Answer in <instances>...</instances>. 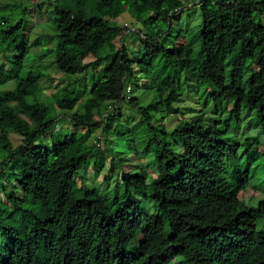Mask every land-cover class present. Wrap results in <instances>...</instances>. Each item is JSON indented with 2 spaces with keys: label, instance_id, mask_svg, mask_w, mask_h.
Here are the masks:
<instances>
[{
  "label": "trees",
  "instance_id": "1",
  "mask_svg": "<svg viewBox=\"0 0 264 264\" xmlns=\"http://www.w3.org/2000/svg\"><path fill=\"white\" fill-rule=\"evenodd\" d=\"M100 1L102 15L89 19L54 2L55 45L38 54L42 62L53 58L24 77L25 11L16 2L0 5V13L10 12L0 14V264H264V223L257 229L264 190L255 207L239 197L252 178L251 160L264 151L257 152L256 135L224 137L250 113L264 136V0H198L201 25L191 44L199 49L190 63L167 57L162 43L187 0ZM123 13L153 22L150 34L128 38L137 49L125 45L129 28L115 22ZM248 60L255 69L244 79ZM135 67L147 70L145 87L157 99L146 107L124 95ZM183 73L207 84L205 102L226 111L225 128L212 116L181 119L170 130L152 124L150 110L180 113L173 104ZM58 74L59 89L46 96L41 83ZM122 105L141 117L154 176L148 182L142 169L123 173V191L110 197L77 179L91 165L104 166L96 133L134 138L136 129L121 121ZM11 133L21 139L17 146ZM148 190L164 235L143 207Z\"/></svg>",
  "mask_w": 264,
  "mask_h": 264
},
{
  "label": "rangeland",
  "instance_id": "2",
  "mask_svg": "<svg viewBox=\"0 0 264 264\" xmlns=\"http://www.w3.org/2000/svg\"><path fill=\"white\" fill-rule=\"evenodd\" d=\"M10 1L19 4L18 12L22 13V11H25L24 15L27 19L26 37L29 42L30 51L24 61L26 68L20 72L21 77L26 75L28 69H35L37 66L41 65V63L47 65L49 60L53 58L52 56H48L42 62L39 59L38 54L48 48L51 43L54 42L55 45V40L51 38L53 32L55 33V29L51 26L50 22V18L53 15L54 2H59V5L71 12L73 16L82 19L99 17L102 15V10L104 9V3L100 0H0V5ZM197 1L198 0H187V3L183 4L184 8H182L178 14L180 17L178 26L173 23L172 28L163 36L162 43L167 57L177 61H183L184 63H190L193 59V55H197L199 46L197 44H191V41L195 40L201 25L200 10L199 7L196 6ZM16 10L17 9L14 8L12 13H15ZM9 13L10 12H6L4 15ZM13 17H15V15ZM115 22L121 27L126 29L129 28L131 32L126 37L125 45L133 49H137L138 43L133 41V39L128 40V38L131 35H134L133 33H138V31L144 35L150 34L151 27L153 26L152 20L141 23L133 19L129 13H123L115 19ZM39 36L41 37L39 40L40 45L34 46L32 43H34ZM114 43L116 47H119L121 45V40L118 38ZM245 68L244 79H247L251 71L255 69V66H253L250 60H248L245 63ZM146 72L147 70L144 68L135 67L133 80H127V82H131L128 84L131 88L130 93L128 94L129 97L138 100L139 104L145 107L152 102L157 101L154 95V90L145 87V85L149 83V80L145 77ZM89 74L90 71H87L85 76H88ZM193 77L194 76L191 75V80L186 79V74L183 73L180 80L177 81L176 87L178 92L182 93V96L179 102L174 103L173 106L180 110L178 115L169 116L164 109H159L158 111L150 110L152 124L154 126L164 124L167 130H170L178 120L191 119L198 116H212L218 117L221 120V129L225 128L223 122L227 120L226 111L221 108H215L212 103L207 104L205 102V93L208 91L209 87H207L206 83L197 82L195 77ZM61 78L62 76L58 74L54 77L52 83L43 80L40 86L47 89L44 93L46 96H50L52 90L59 89V81ZM88 92L89 84L82 89V101H85L89 97ZM231 104L232 103H229V105ZM245 112L246 111H243V114H245ZM121 113V121L127 124L129 123V128H132L133 130L136 129L134 138L132 139V137H129L128 139H125L122 137H116L112 133L107 135V137H101L96 133L94 141H97V144L101 147L100 149L105 157L104 166L99 170H96V167L91 165L86 172H82L80 179H77L78 183L83 182L87 187L97 189L100 194L107 195L110 193L108 195L110 197H112L114 193L123 191V173H130L133 175L142 169L147 174L148 182L154 176L152 155L147 154L144 151V146L149 135L146 133L143 125L139 124V122H141V117L136 111L131 110L125 105L121 106ZM241 124L242 125L236 129L235 124L231 122L229 131L224 137L242 139L245 136L253 137L256 135L260 141L257 152L261 155L264 151V136L259 135L258 133L257 119H255V115L253 113L247 114L245 120ZM68 130L70 131L72 128ZM9 138L14 146H17L21 142L20 137L14 133H11ZM128 144H131V147H129ZM90 161L93 163L92 158ZM250 164L253 168L251 171L252 178L249 187L241 192L239 197L247 207H255L260 199L259 195L263 196L264 157L257 160H251ZM244 165L245 157L241 159L239 167L242 169L244 168ZM233 173V171L228 169L227 174L229 177L234 178ZM152 200L153 196L148 190L146 198L143 199V207L148 215L153 217V224L158 232L164 235L166 226L164 222L154 216ZM0 201L5 203L1 190ZM263 223L264 220L258 222V230L262 228ZM135 245L137 244L132 243L127 247L129 253L132 252V248Z\"/></svg>",
  "mask_w": 264,
  "mask_h": 264
},
{
  "label": "built area",
  "instance_id": "3",
  "mask_svg": "<svg viewBox=\"0 0 264 264\" xmlns=\"http://www.w3.org/2000/svg\"><path fill=\"white\" fill-rule=\"evenodd\" d=\"M130 90H131L130 86H127L126 89H125V94L124 95H125L126 100L130 99V97L128 95L130 93ZM99 139H101V138H99Z\"/></svg>",
  "mask_w": 264,
  "mask_h": 264
}]
</instances>
